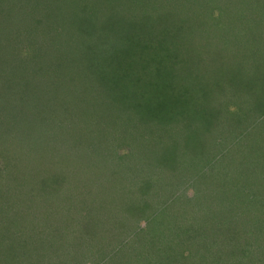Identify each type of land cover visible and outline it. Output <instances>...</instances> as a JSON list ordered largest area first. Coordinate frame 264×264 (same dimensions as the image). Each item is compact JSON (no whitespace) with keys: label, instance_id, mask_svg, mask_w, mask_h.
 Wrapping results in <instances>:
<instances>
[{"label":"rangeland","instance_id":"rangeland-1","mask_svg":"<svg viewBox=\"0 0 264 264\" xmlns=\"http://www.w3.org/2000/svg\"><path fill=\"white\" fill-rule=\"evenodd\" d=\"M98 3L93 0L91 8ZM87 4V0H0V25L5 22L10 26L9 31H2L0 40L4 42L8 36L6 48L16 50L32 74L54 50H67L73 41L77 45L86 40L85 36L89 38L86 27L103 33L107 19L123 15L126 19L121 25L129 26L128 20L142 25L135 35L142 44H148L138 70L127 77L129 88H140L147 81L161 94L149 92L147 104L137 111L135 117L140 114L143 120L142 113L146 123L134 120L132 126L118 119L105 125L107 118H102L100 105L86 111L89 94L85 85L82 100L70 97V103L62 102L69 105V118L68 127L60 129L50 118V104L46 116L47 107L41 102L37 108L34 99L24 97L18 89L1 87L0 124L8 132L0 133V210L5 209V215L0 214V264H100V257L93 252L122 241L134 245L128 248L134 254L131 262L154 247L162 249L159 256L174 252L169 264H264V119L260 120V131L255 125L260 111H264V65L259 59L264 53V0H100L93 15L86 14ZM57 71L53 64L52 77ZM34 73L38 74L36 70ZM245 79L263 89L255 103L261 110L251 111L253 121L247 123L240 118L247 116L248 101H254L257 93L247 92L250 87H243ZM0 85L6 86L1 78ZM55 88L53 103L60 104L57 94L64 91L61 86ZM189 88L199 92L205 106L214 104L209 108L211 123L204 127L191 116L192 111L189 114L187 104L184 111L181 109L180 131L173 128L176 138L171 143L166 128L160 129L153 118H162L182 98L179 94ZM158 96L163 100L160 106L152 102ZM77 112L84 114L80 116L84 123L69 129V120L76 119ZM198 123L200 128L195 127ZM19 128L26 129L28 136L22 131L11 133ZM189 130L195 136H189ZM37 132L39 136H35ZM23 136L30 147L19 149L21 155L11 156L10 148L20 146ZM155 165L159 176L169 179L163 189L181 195L182 201L172 198L169 202L170 192H157L158 198H151L154 207H148L155 212L151 222L134 208L129 216L123 215L125 222L118 221L114 212L145 192L136 191L143 184L131 180V170H135L136 178L140 173L148 176L150 170L153 180L151 167ZM120 167L130 170L124 171L125 182ZM150 188L157 191L152 184ZM115 205L116 210L108 211ZM177 205L185 208L182 214L177 212ZM90 206H103L106 211L93 209L92 216L97 219L83 228L86 222L78 212ZM238 208L243 216L226 222ZM203 211L209 222H201L203 232L192 239L208 244L205 248H213L217 257L204 254L199 261L193 253L195 261H186L184 256L177 262L175 257L183 249L178 236L183 238L187 232L182 229L192 224L188 220L182 223L181 217ZM219 216L224 219L219 220ZM69 225L81 229L74 236L75 244H69V233H65V241L53 247V239L47 235L58 237L57 227ZM175 244L180 247L174 248ZM127 245L113 252L119 251L113 261L108 255L102 263L129 264L125 261ZM64 259L66 263H60ZM164 259L162 264L167 263Z\"/></svg>","mask_w":264,"mask_h":264},{"label":"trees","instance_id":"trees-1","mask_svg":"<svg viewBox=\"0 0 264 264\" xmlns=\"http://www.w3.org/2000/svg\"><path fill=\"white\" fill-rule=\"evenodd\" d=\"M92 1L93 0H87L88 4L85 9H86V14L88 15H93L92 14L93 10H97L100 4V0H99V3L95 5L96 8L94 7L95 9H92L91 8ZM102 1L107 2V0H102ZM89 2H91V6H89ZM14 6H16V4ZM76 6H78V4H73V7H76ZM125 19L126 18H124L123 15H121V17L120 15H118V19H111V20L107 19L106 23L104 24L105 26H104L103 33H98L97 32L98 28H93V27L87 28L85 26L86 30H84V32L88 33L85 35L89 36V38L85 36L86 40L80 42L77 45H76V42L73 41V43L70 44L69 49L67 47V50L65 49H62V50L58 49L56 51L54 50L52 53H50V56H48L47 58L44 57L45 63L43 62L44 64L42 65H39L40 63H38V66H36L33 69L34 71L36 70L38 74H35L34 71L32 74L30 73V71L28 70L29 67L26 68L27 65L22 63V60L20 56H18L17 54L18 52L16 50L13 51L12 47L6 48L5 39H6V42L10 40L7 39L8 36L6 37L4 36V42L0 40V71H1L0 78H1L2 84L6 83V86L0 85V89L1 87L5 89L7 86H10V87L12 86L18 89L19 91L22 92V94L24 93V97L30 98L29 100L34 99L33 101H35L37 108H38V104L41 102L42 105L47 107L46 111L44 112L46 116L48 114V111L50 108L49 104H50L51 105L50 118L56 123V126L60 127V129L61 128L65 129L68 127L66 118H69L68 103L71 102L70 97H75L79 100H82V87L85 85H86L87 93L89 94L88 97L85 99V101H87L86 104L88 105L86 107V111L91 109L92 105H96V106L100 105V108L102 110L101 114H103L102 118H105V117L107 118V122L105 123V125L107 123H116L118 119H123L125 123L127 124L131 123L132 126L134 125V120H139L140 122L144 121V123H146L147 121L144 120V116L142 113L141 115L143 117V120L139 118L140 114L138 117H135V115L137 114V111L142 109L141 106H143L146 103L149 92L152 91L153 95L159 94L160 89H156L155 86H150L149 84H147V81H144L143 83H141L142 87L140 88L138 87V85L135 88H132V89L129 88L130 80H128L127 77H130V75H132L133 72H136L138 70V66L140 65V62H141L140 59L142 58V55H145V53L147 52L146 50L148 49L147 48L148 44L146 45L142 44L143 41L140 38V36L135 35L138 32V30L142 28V25L137 26L136 23L134 24L133 22H130L129 20L126 22V24H129V26L121 25V24H124ZM79 28L81 30L83 29L82 26ZM79 28L77 29L80 30ZM9 30H10V26L8 24H5V22L0 25V35L2 31L7 32ZM16 35H14L16 38L15 40H19V36H16ZM81 43H82V46L80 48L79 46L81 45ZM256 52L257 51H255V53ZM260 53L262 52L260 51L259 54ZM259 59H262L260 62L264 65V53L259 55ZM55 60L56 61L58 60L59 62L55 63ZM5 62H8L9 64ZM38 62L42 63V61H38ZM53 64L60 71H57V75L52 77L50 68L51 66H53ZM67 70H69L68 73L66 72L65 74L62 73V71H67ZM198 70L201 71V69H198ZM59 73L61 75H59ZM53 75H55V72ZM254 76H257V75L254 74ZM195 81L196 80H194V83ZM78 82L79 83L84 82V84L81 85ZM199 84H202V83L199 82ZM259 85H256V84L250 85L247 79L244 80L243 87L244 86L250 87V89L247 92H251L250 93L251 95H253L254 93H257L256 97L252 96L254 97L253 99L254 101H252L251 99H249L250 101H248L249 102V106H248L249 113L248 114L250 115L245 113V115L247 116L245 117L242 116L243 119H241L242 117L240 118V120H243L246 123H247L246 120H248V122L253 121V119L250 120L251 111L253 112V110H258V111L261 110L260 108H257L255 105L256 102L260 101V98L258 97V94L261 92L260 90L263 91V89H261ZM60 86L64 92L62 93L63 95L57 94V96L60 99L59 100L60 104H54L52 92H54V90L56 89L55 87H60ZM99 90H101V92H99ZM183 91H184L183 93L179 94V96H181L182 98H179L177 100L176 105L171 106L170 109H168L165 113H163L162 118H153V121H155L156 119L155 122L157 123L158 126H160L159 127L160 129L166 128L165 134H167V136L170 138L171 143L176 138V137L174 138L173 133H172L173 128H176L175 132H177V130L180 131L179 122H180L181 116L183 115V113L181 112V109L182 111H184V107L187 104L190 105L189 114L191 113L190 111H192L193 114L191 116L192 117L194 116L195 119L202 122V124L205 125L204 127H207L211 123L210 116L212 115H211V111L209 110L211 104L209 106H205L204 105L205 102L204 103L200 102L203 99L200 98L199 92L193 88H189V90L185 89ZM0 93H1V90H0ZM92 97L94 99L91 101H88V98L90 99ZM14 99L17 100L15 97ZM195 100L197 103L193 104ZM63 101H67L68 103H62ZM162 101L163 100L158 96L152 102L153 104L160 106L158 104L162 103ZM178 105L180 107L177 109ZM211 106L214 107V104H212ZM80 116L83 117L84 114L79 113L78 115V112H77L76 117L74 116L76 119L69 120V129H71V127L74 124L77 125L80 122L84 123V121L82 120ZM262 119H264V111L262 112L260 111V114L255 121L256 123L255 125H257V127L259 126L260 120ZM195 127L200 128L201 127L200 123H198ZM24 128L22 129L19 128V130L16 129L14 131H11V133H17L18 131H22V135L24 134L27 135L26 133L27 130ZM258 128H259L258 130L260 131L261 128L260 127ZM3 132H8V131H6L4 124L2 125L0 124V133H3ZM151 132H153V129ZM243 132L246 133V131H243ZM191 134L193 135L194 133H191V131L189 130L188 135L190 136ZM245 135L247 136V134ZM245 135L243 136V138H246ZM35 136H39L38 132ZM23 137L24 138L21 139L22 144L20 146L16 145L10 148L9 153L11 154V156L16 157V153L20 154L19 149L25 151L27 147H30L26 137L25 136ZM192 139L194 140L196 138H192ZM16 148L18 149L17 152H16ZM34 148L36 151V147ZM165 150H164V155H165ZM13 151L15 153H13ZM166 157L167 155L164 156V158ZM116 161H118V159ZM157 166L158 165L151 167L153 170V174H154L153 180L151 179L150 170L148 171V174H149L148 176L140 173L138 178H136L134 175L135 170H131L132 172L131 180H133L134 178L136 183L143 184V187L138 186L136 191L140 193V189H141V193H143V190H144L147 195H145V192H144L143 197H137L131 200L130 204H128V206L126 207H122L120 206L121 204H118L120 206L119 208L120 212L119 211L116 212L117 211L116 205L114 206V208L113 207H111V209L108 208V211L116 210L114 212V216L117 218L118 221L125 222L126 220L123 218L124 217L123 215L129 216V211L132 212L133 211L132 209L134 208V210H137L138 213L141 211V214H142L141 218H144V219L146 218L148 221L151 222L153 218V216L151 215L152 214L155 215L154 211L151 213L150 210L148 209L149 205L153 206L151 198L153 197L155 199L158 198L159 195L157 194V192L161 193V192L167 191V189L165 190L163 189V185L167 184L168 183L167 181L169 180L166 176L165 178H163V176H159L161 174L155 171V168ZM120 170H122V174H123L124 182H125V174H127V172L129 173L130 170L124 169L123 167H120ZM125 170L127 172H124ZM136 170L138 171V169ZM35 176H36V173L31 174L32 178H35ZM151 184L154 189H157V191H154L150 188ZM15 188H19V186ZM172 191L173 190L171 189L167 191V192H170L169 196L171 200H169V202H172V198L174 199L173 201H177L178 199L181 200L182 196L181 195L178 196L177 194H175L176 192L174 191L172 192ZM164 197L165 196H163V198ZM134 200H136L137 202H134ZM9 203L10 202H7L3 206H6V204H9ZM182 203H184V200ZM12 207L13 206H8V209H12ZM97 208L100 209V213H105L106 211L103 206H102V209L99 206L95 208L90 206V208H86L84 211L78 212L81 215V218L84 219L86 222V223H83L82 225L83 228H89L90 226L94 224L95 219L97 218L95 217V215L92 216V212L94 213L93 209L98 210ZM176 209H177V212L179 211L178 212L179 214H182V211L184 212L185 210V208H183V205L182 206L177 205ZM195 211L196 210H194V212ZM4 212H5V209L0 210V214H4ZM243 213H244L243 210L239 208L237 210H233V214L235 215H231L229 213L230 216L227 217L225 221L226 222H230L231 220L234 221L233 219L235 216L236 217H239L241 215L243 216ZM95 214H98V213L95 212ZM203 214L205 215L204 211L201 213V215L198 213H195V215L190 213L189 217H184V216L181 217L182 223L183 221L187 222L188 220V221H191L192 224L191 223L186 224L185 222L187 228H185V230L184 229L182 230L186 231L187 234H183V238H182V235L178 236L179 237L178 242L181 244V247L183 248L182 249L183 252L180 251V253L175 257V260L177 262H179L180 259H182V257L184 256H185L186 261H189V260L195 261L193 258L194 257L193 253H195L196 258H199V257L203 258L204 254H207L209 257L212 256L211 259H215L217 257L215 255L216 252L212 250L213 248H205L208 244L206 243L204 244L201 241L192 239V237H195V236L197 237V235H199L200 232H203V228L201 227L202 225L200 223L202 222L204 224V222L206 221L209 222L207 219V215L203 216ZM217 218L219 220L224 219L220 216ZM176 219H177L176 223H180L179 218L176 217ZM178 226L181 228L180 225ZM61 228H62L61 226L57 227L58 232H59L58 237H56L53 234L47 235V237H49L50 239H53V241L50 242L51 245L53 247L54 246L56 247L58 241H60L61 243L64 242L65 233L67 234L69 233V244L71 245L75 244V242H73L74 236H76L77 233L81 229L75 225H69V228H64V229L63 228L61 229ZM77 228H79V230ZM67 230L69 231L67 232ZM123 243L125 242L122 241V243L120 242L117 244L109 245L105 250H101L100 252H93V253L98 254L97 257H100V259L98 260L100 264H106V262L102 263V261L108 255H109L108 256L109 258L110 256L112 257L111 260L113 261V259H115L116 257L115 255H117L119 251L115 255L113 252L118 247L122 245H127ZM178 245L179 244H175L174 248L175 246H178ZM76 246H77V241H76ZM130 246L134 247V245L129 244L127 245V248L125 250V252L126 251L129 252L128 253L129 255L127 256V260H125L129 264H162V258H165L164 261H167L166 264H169V262H172L174 252L170 251L166 253L165 257L164 255L159 256L158 254L162 251V249H159V248L155 249L154 247L150 249V252H148L149 251L148 250L146 253H143V255L142 253H140L142 257L138 256L136 261L134 260V262H131L130 258L134 254L132 250L128 249ZM194 250L195 252H193ZM79 252L83 253L84 251L82 250ZM53 253H55V251H53ZM125 254L127 255V253ZM10 258L12 261L16 260L15 256H11ZM200 258H199V261H201ZM60 263H66L65 259L62 260Z\"/></svg>","mask_w":264,"mask_h":264}]
</instances>
